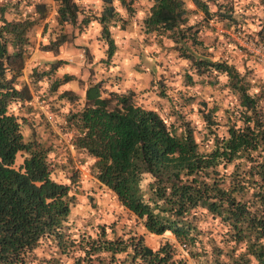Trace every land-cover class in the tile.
I'll return each mask as SVG.
<instances>
[{
	"label": "trees",
	"instance_id": "1",
	"mask_svg": "<svg viewBox=\"0 0 264 264\" xmlns=\"http://www.w3.org/2000/svg\"><path fill=\"white\" fill-rule=\"evenodd\" d=\"M52 1L58 29L47 32L46 0H0V264H57L54 254L37 253L43 242L70 257L67 264H185L174 242L165 239L152 247L131 227L117 234L111 223L107 236V226L101 224L94 235L73 236L68 223L70 184L52 176L48 149L34 138L24 139L17 116L9 111L11 103L31 97L20 76L32 28L42 25L46 41L39 48L57 53L68 40L63 25L74 24L84 7L75 0ZM101 1L97 18L110 54L113 41L104 19L117 11L113 0ZM191 1L202 11L197 13L202 22L211 17L214 23L235 28L231 0H213V9L206 0ZM260 2L264 6V0ZM148 4L142 26L159 34L168 31L197 73H224L238 95L239 110L224 109L225 130L219 132L215 108L203 111L201 102L205 146L200 147L186 122L167 123L156 110L136 102L132 89H109L101 79L87 84L79 109L65 113L64 130L71 132L79 160L91 159L90 173L145 231L169 232L196 264H264V112L259 97L247 92L239 72L224 59L183 52L182 40L199 41L196 22L188 21L193 10L184 0ZM262 16L258 29L246 32L264 36ZM88 19L81 20L86 24ZM37 79L32 72L31 81ZM70 79L63 73L53 85ZM76 96L67 88L57 95L69 101ZM18 152L23 155L15 165Z\"/></svg>",
	"mask_w": 264,
	"mask_h": 264
},
{
	"label": "rangeland",
	"instance_id": "2",
	"mask_svg": "<svg viewBox=\"0 0 264 264\" xmlns=\"http://www.w3.org/2000/svg\"><path fill=\"white\" fill-rule=\"evenodd\" d=\"M46 1L50 5L45 18L49 23L46 31L53 28L54 32L58 26L54 21L53 1ZM78 1L84 3L83 10L77 14L74 24L63 25L62 31L66 32L68 40L60 45L57 53L39 48V44L46 41L42 25H35L30 31L31 47L20 81L27 84L31 97L24 102L11 103L9 111L17 116L24 139L34 138L48 149L47 159L53 168L52 176L70 184L69 194L73 200L68 223L73 236L76 237L81 232L94 235L101 224L107 226L112 223L117 234L131 227L152 247L165 239L174 242L178 256L184 263L196 264L185 247L178 248V242L172 234L145 231L133 214L119 203L114 193L97 181L89 171L91 159L80 161L73 149L71 132L64 130V116L68 110L74 111L82 106L84 89L88 83L102 79L109 89H132L136 102L156 110L167 123L186 122L192 127L199 146L204 147L201 102H205L203 111L215 108L214 116L219 119L218 130L223 132V118L226 114L224 109L237 112L238 95L230 88L224 73L206 74L194 71L189 61L180 55V50L169 37L168 31L159 34L146 29V25L142 26V18L147 13L150 0H126L128 7L127 4L121 5L119 0H113L117 3L116 8H120L122 12L116 9L114 16L108 21L106 17L104 19L113 41L110 54L107 36L101 30L102 24L97 18L103 7L102 1ZM206 1L209 8L213 9V0ZM261 2L231 0L232 14L237 21L236 24L232 23L235 28L214 23L211 17L207 23L202 22L197 14L202 11L195 6L191 9L193 11L190 12L188 21L196 22L199 41L192 44L187 39L182 40L181 48L183 52H193L196 57L224 59L232 64L245 82L247 92L259 97L264 112V67L245 56L235 38L227 32L239 28L254 33L259 27V17L264 15ZM85 16L89 17L86 24L81 20ZM219 27L223 32L218 31ZM55 61V68L49 70ZM32 72L38 75L35 81H31ZM63 73L70 74L71 79L53 85ZM65 88L77 95L75 100L57 97ZM22 155L21 152L16 154L15 165L21 161ZM73 170L75 174L71 176ZM72 178L75 180L73 184ZM110 235L107 226V236ZM53 249L51 244L43 242L37 248V253L45 257L50 253L54 254L58 259L57 264L69 263L70 257L66 258Z\"/></svg>",
	"mask_w": 264,
	"mask_h": 264
},
{
	"label": "built area",
	"instance_id": "3",
	"mask_svg": "<svg viewBox=\"0 0 264 264\" xmlns=\"http://www.w3.org/2000/svg\"><path fill=\"white\" fill-rule=\"evenodd\" d=\"M261 20L264 21V16ZM218 31L223 32V29L219 27ZM227 32L235 38L245 56L264 67V36L250 35L239 28ZM178 248L183 249L184 245L178 243Z\"/></svg>",
	"mask_w": 264,
	"mask_h": 264
},
{
	"label": "crops",
	"instance_id": "4",
	"mask_svg": "<svg viewBox=\"0 0 264 264\" xmlns=\"http://www.w3.org/2000/svg\"><path fill=\"white\" fill-rule=\"evenodd\" d=\"M76 2H80L78 0H75ZM185 4H186V8L188 9H192V8H195V5L193 4V2L191 0H184ZM84 4V3H83ZM114 6H115V9H118L120 12H122V10L120 8H116L117 6V3L113 2ZM90 7H92L91 5H88ZM94 8V7H92Z\"/></svg>",
	"mask_w": 264,
	"mask_h": 264
}]
</instances>
